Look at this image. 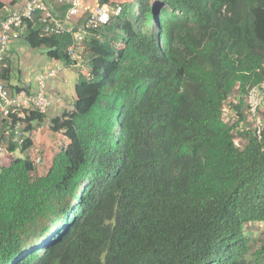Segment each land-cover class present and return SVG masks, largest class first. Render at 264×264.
Returning a JSON list of instances; mask_svg holds the SVG:
<instances>
[{"label":"trees","instance_id":"trees-1","mask_svg":"<svg viewBox=\"0 0 264 264\" xmlns=\"http://www.w3.org/2000/svg\"><path fill=\"white\" fill-rule=\"evenodd\" d=\"M119 3L84 40L89 72L50 120L64 137L47 172L32 175L30 138L8 143L28 153L0 166V264H264L244 232L264 222V125L238 129L240 99L264 81V0ZM42 30L27 22L25 44L74 66L69 35ZM0 80L22 89L8 65ZM45 119L24 121L31 132Z\"/></svg>","mask_w":264,"mask_h":264},{"label":"rangeland","instance_id":"rangeland-1","mask_svg":"<svg viewBox=\"0 0 264 264\" xmlns=\"http://www.w3.org/2000/svg\"><path fill=\"white\" fill-rule=\"evenodd\" d=\"M81 1L84 6L83 8H88L87 10L97 4V0ZM48 2L50 4L48 10L55 17L60 16L62 12L61 6L68 3L59 0H48ZM119 2L120 0L109 1L110 21L108 23H114L116 17L119 15ZM87 12L88 11H86L84 17H87ZM146 16H150V13L147 12ZM92 31L93 30H91V32ZM113 33H111L110 36H113ZM95 34H97V32L87 33L85 41ZM21 41L22 43H20L19 47H16L15 51L8 54V65L10 67L9 85L27 88L35 85L34 80L40 72L49 70L56 71L55 78L46 83L48 97L46 119L40 125L32 123V126L36 127L29 134L30 140L35 145L31 148L32 154L35 155L33 161H36L37 158L41 161V163L33 162L35 169L32 175L41 176L47 172L51 165L52 153L58 149L56 147L57 140L64 137L61 133H53L49 130L50 120L55 117H60L64 112L67 113L72 110L74 85L78 80V74L87 75L89 72V50L84 44H82L78 54L79 58L77 59V65L66 66L62 61L50 59L46 55L45 48L31 49L23 40ZM4 63L6 64V60H4ZM244 97L243 99H240L237 92H233L224 106L223 120L229 124L239 121V115L234 109V106L238 104L240 99V111L244 115V120L239 121L238 129L242 130L250 128V130L257 132L264 125V99H262L257 112L254 115H251L246 109ZM27 131L29 130L27 129ZM234 137V143L236 146L242 147L244 143L238 139V137ZM1 146L6 148L7 144L5 141L1 142ZM27 153L28 152L21 153L19 149L10 154L7 152L3 159V163L0 164V166H8L12 159L18 157L24 158ZM6 160L9 161L5 162ZM244 232L253 240V249L259 251L264 250V222L247 225Z\"/></svg>","mask_w":264,"mask_h":264},{"label":"built area","instance_id":"built-area-1","mask_svg":"<svg viewBox=\"0 0 264 264\" xmlns=\"http://www.w3.org/2000/svg\"><path fill=\"white\" fill-rule=\"evenodd\" d=\"M59 1L68 2L71 6L63 19H57L49 12L44 0H25L20 10L12 12L0 20V68L4 67L3 61L10 44L22 38L27 22H32L36 17L42 24L44 34L69 35L71 44L67 47L66 52L77 65L78 54L86 34L109 22V6L97 3L87 10L88 8H83L81 0ZM119 10L120 8H118ZM86 11H88V15L84 17ZM55 76V70L40 72L34 80L35 85L28 89L12 92L7 90L0 80V133L2 135L0 164L3 163L8 152V143L20 147L26 139L30 138V132L27 131L28 124L24 121L25 117L29 116L30 112L46 114L48 107L46 83ZM244 98L247 111L254 115L264 99V81L259 86L251 88ZM3 141L7 144L6 148L1 146ZM38 162L40 161L38 160Z\"/></svg>","mask_w":264,"mask_h":264},{"label":"crops","instance_id":"crops-1","mask_svg":"<svg viewBox=\"0 0 264 264\" xmlns=\"http://www.w3.org/2000/svg\"><path fill=\"white\" fill-rule=\"evenodd\" d=\"M0 2L3 4V8L0 10V20H2L12 12L20 10L21 7L24 5L25 0H0ZM21 40L23 39H18L10 44L9 49L6 52V57L4 59L6 60V64L3 61L4 66H7L9 64L8 54L15 51L16 47H19L20 43H22Z\"/></svg>","mask_w":264,"mask_h":264},{"label":"clouds","instance_id":"clouds-1","mask_svg":"<svg viewBox=\"0 0 264 264\" xmlns=\"http://www.w3.org/2000/svg\"><path fill=\"white\" fill-rule=\"evenodd\" d=\"M97 3H98V2H97ZM88 33H89V32H88ZM21 39H22V38H21ZM84 40H85V39H84ZM83 44H84V41H83ZM5 57H6V55H5ZM4 59H5V58H4ZM3 68H5V66H4ZM0 69H1V68H0ZM2 82H3V81H2ZM3 83H4V82H3ZM30 87H32V86H30ZM30 87H27V88H25V87L22 88V87H21V88H22V89H28V88H30ZM20 90H21V89H20ZM45 115H46V114H45ZM39 163H40V162H39Z\"/></svg>","mask_w":264,"mask_h":264}]
</instances>
